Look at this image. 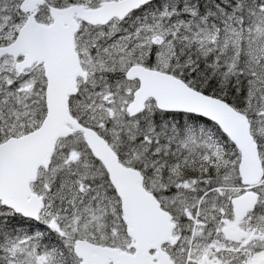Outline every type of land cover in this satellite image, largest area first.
<instances>
[{"label": "snow or ice", "instance_id": "6c2138e0", "mask_svg": "<svg viewBox=\"0 0 264 264\" xmlns=\"http://www.w3.org/2000/svg\"><path fill=\"white\" fill-rule=\"evenodd\" d=\"M0 264H264V0H0Z\"/></svg>", "mask_w": 264, "mask_h": 264}]
</instances>
